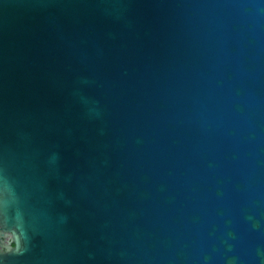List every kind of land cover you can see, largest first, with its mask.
I'll return each instance as SVG.
<instances>
[{"label":"water","instance_id":"1","mask_svg":"<svg viewBox=\"0 0 264 264\" xmlns=\"http://www.w3.org/2000/svg\"><path fill=\"white\" fill-rule=\"evenodd\" d=\"M0 264H264V0H0Z\"/></svg>","mask_w":264,"mask_h":264},{"label":"flooded vegetation","instance_id":"2","mask_svg":"<svg viewBox=\"0 0 264 264\" xmlns=\"http://www.w3.org/2000/svg\"><path fill=\"white\" fill-rule=\"evenodd\" d=\"M15 245L13 232L4 229L0 224V254H8Z\"/></svg>","mask_w":264,"mask_h":264}]
</instances>
